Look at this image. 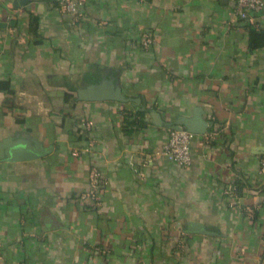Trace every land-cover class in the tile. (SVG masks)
<instances>
[{"label": "crops", "instance_id": "1", "mask_svg": "<svg viewBox=\"0 0 264 264\" xmlns=\"http://www.w3.org/2000/svg\"><path fill=\"white\" fill-rule=\"evenodd\" d=\"M250 27L264 8L232 0H0V264H264ZM173 125L187 167L158 153ZM15 143L42 154L10 161Z\"/></svg>", "mask_w": 264, "mask_h": 264}, {"label": "built area", "instance_id": "2", "mask_svg": "<svg viewBox=\"0 0 264 264\" xmlns=\"http://www.w3.org/2000/svg\"><path fill=\"white\" fill-rule=\"evenodd\" d=\"M61 12L77 16L80 13L84 0H55ZM233 10L236 16L242 20L253 18L254 14L262 11L264 0H232ZM150 39L146 37L143 44L147 45ZM194 133L185 128H169L166 140L161 144L158 153L170 162L187 167L191 163L190 145ZM261 170L264 171V157L261 159ZM103 180L101 173L97 169H92L89 173V190L85 194L95 197L96 190Z\"/></svg>", "mask_w": 264, "mask_h": 264}, {"label": "water", "instance_id": "3", "mask_svg": "<svg viewBox=\"0 0 264 264\" xmlns=\"http://www.w3.org/2000/svg\"><path fill=\"white\" fill-rule=\"evenodd\" d=\"M27 1L28 0H18V3L23 4ZM171 128H176V129L185 128L193 132V130L188 126L183 127L180 125H173L171 126ZM40 154H42V150H40L38 147L36 150H33L32 148L28 147L26 143H20V144L15 143L10 147V151L7 159L10 161L26 160L37 157Z\"/></svg>", "mask_w": 264, "mask_h": 264}, {"label": "trees", "instance_id": "4", "mask_svg": "<svg viewBox=\"0 0 264 264\" xmlns=\"http://www.w3.org/2000/svg\"><path fill=\"white\" fill-rule=\"evenodd\" d=\"M250 41L254 45H260L264 43V30L263 29H256L254 27H250Z\"/></svg>", "mask_w": 264, "mask_h": 264}, {"label": "rangeland", "instance_id": "5", "mask_svg": "<svg viewBox=\"0 0 264 264\" xmlns=\"http://www.w3.org/2000/svg\"><path fill=\"white\" fill-rule=\"evenodd\" d=\"M262 159V158H261ZM261 159H260V162H259V169L261 170ZM262 171V170H261ZM264 172V171H262Z\"/></svg>", "mask_w": 264, "mask_h": 264}]
</instances>
